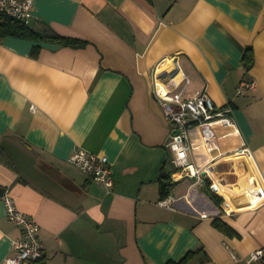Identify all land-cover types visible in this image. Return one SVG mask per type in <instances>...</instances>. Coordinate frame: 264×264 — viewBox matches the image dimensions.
I'll use <instances>...</instances> for the list:
<instances>
[{
    "label": "crops",
    "instance_id": "0c3cea01",
    "mask_svg": "<svg viewBox=\"0 0 264 264\" xmlns=\"http://www.w3.org/2000/svg\"><path fill=\"white\" fill-rule=\"evenodd\" d=\"M37 22L82 41H0V187L38 223L39 264H165L189 252L183 264H245L264 245V0H34ZM183 73L184 97L206 90L235 119L213 127L210 153L189 128L191 162L210 169L202 181L176 166L152 93L155 77ZM242 80L255 84L239 94ZM78 147L108 158L110 192L67 160ZM163 171L170 207L158 203ZM2 196L5 264L21 230Z\"/></svg>",
    "mask_w": 264,
    "mask_h": 264
},
{
    "label": "built area",
    "instance_id": "2783aa9c",
    "mask_svg": "<svg viewBox=\"0 0 264 264\" xmlns=\"http://www.w3.org/2000/svg\"><path fill=\"white\" fill-rule=\"evenodd\" d=\"M33 4L34 0H0V25L7 18H14L29 25ZM1 38L0 34V41ZM182 81H188L184 73L181 81H165L161 77H155L152 93L161 103L163 119L173 125L169 147L176 166L182 176H191L202 181L203 171L207 173L210 169L209 167L208 169L196 168L191 162L189 154L192 141L189 137V128L196 126L202 146L210 153L218 148L213 127L233 125L235 123L233 108L228 104L217 107L206 90L199 91L191 97H184L180 90ZM254 84V81L242 80L237 87V93H243L246 89L252 88ZM67 160L110 192L113 176L106 156L78 147ZM2 199L5 204L6 217L17 224L21 230V234L13 240V253L5 258L4 263L39 264L45 253L38 236V223L18 209L11 196L4 194ZM173 199L171 195H167L158 203L170 207V201ZM253 263L264 264V245L248 252L245 264Z\"/></svg>",
    "mask_w": 264,
    "mask_h": 264
},
{
    "label": "trees",
    "instance_id": "16d2710c",
    "mask_svg": "<svg viewBox=\"0 0 264 264\" xmlns=\"http://www.w3.org/2000/svg\"><path fill=\"white\" fill-rule=\"evenodd\" d=\"M0 34L1 35H11L16 37H22L26 39L33 40H42V41H51L57 42L63 45H80L82 41L77 38L67 37L57 34L50 26H48L44 22H37L33 25L24 24L21 21H18L14 18H7L0 25ZM242 61L245 67L249 68L253 63V50L251 47H246L243 55ZM6 155V152L0 146V159H2V155ZM4 161V160H3ZM7 163V162H6ZM205 183L208 184V180L205 179ZM171 187V181L169 175L163 171L160 176L159 188L160 195L164 197L168 194L169 189ZM207 193L211 196V198L216 202L220 203L222 201L221 198L217 197L211 190H207ZM213 225L219 230L225 232L226 234L236 236L235 231L221 218L215 217L212 221ZM192 254L189 252L183 259L180 261H168L165 264H183L186 259Z\"/></svg>",
    "mask_w": 264,
    "mask_h": 264
},
{
    "label": "water",
    "instance_id": "95a60500",
    "mask_svg": "<svg viewBox=\"0 0 264 264\" xmlns=\"http://www.w3.org/2000/svg\"><path fill=\"white\" fill-rule=\"evenodd\" d=\"M203 174H205L204 171H203ZM4 191H5L4 187H0V196L4 194Z\"/></svg>",
    "mask_w": 264,
    "mask_h": 264
}]
</instances>
